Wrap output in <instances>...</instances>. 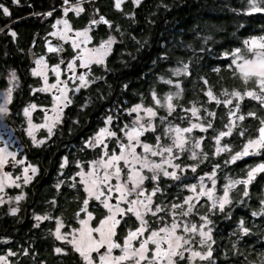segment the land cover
<instances>
[{
  "label": "flooded vegetation",
  "instance_id": "1",
  "mask_svg": "<svg viewBox=\"0 0 264 264\" xmlns=\"http://www.w3.org/2000/svg\"><path fill=\"white\" fill-rule=\"evenodd\" d=\"M79 3L84 11L77 15L72 11L77 0H67V4L64 0H18L17 4H12L11 0H0V5L7 7L10 12V15L5 17L0 11V39L1 37L9 38L16 47L14 53L18 54L17 64L8 65V50H0V102H3V94L9 87V72H14L16 76V80L11 85V101L7 104L9 114L6 117H0V148H4L8 142V151L16 153L15 161L13 158L8 161V164L11 165L8 172V178L11 181V185L8 186V215L0 212V219L4 216L8 217L7 229L0 232L3 233L0 235V246L8 245V255L9 252L15 254L8 256L10 263L13 264L30 261L34 264H41V262L46 264L42 253L35 249L39 239L45 237L51 240V260L54 261V264H82L79 256L71 251L69 245L56 242L50 233H53L56 228V218H59L64 225L60 229L62 233L68 232L70 228L76 226L75 213L77 211L75 209L68 212L62 210L65 208L63 202L60 203V197L62 193L70 192L75 196L76 191L73 187L75 178L73 177L77 163L87 167L94 158L98 157V155L94 158L91 157L92 150L98 151V149L85 147V142L89 141L93 134V117L99 116L97 113L100 111L108 116L109 112L116 114L121 108L123 109V107L115 108L113 106L116 101L113 98L108 100L93 98L94 88L115 89L125 76H119L113 84L108 78L110 71L115 72L117 69H124L129 65L131 67L134 60L147 57L155 58L157 54L156 43L159 30L156 26V0H140L136 6H133L132 0H122L120 10L114 7V0H79ZM65 8L69 9L67 13L64 12ZM164 9L170 12L172 4L166 3ZM44 13L51 14L44 15ZM142 13V16H138ZM100 16L109 21V24L91 25L89 23L90 20H99ZM58 19H67L73 29L67 34L68 40H61L58 36L50 35L54 31L52 24ZM28 24L37 28L26 44L21 41V34L14 27H26ZM62 27L63 25H58L57 30ZM85 27L89 28L88 35L91 40L88 43L81 42V48H95L109 35L114 38L115 42L103 56V61L100 64L93 62L86 68H80L79 60H74L73 64L76 70L73 73L67 70L66 63L76 55L72 49L71 41L79 39L75 37V31L83 30ZM9 30L16 33L15 37L9 35ZM47 40L54 42L50 47H59L61 52L59 54L48 52L45 47ZM76 51H79V48ZM41 56L49 66L44 73L48 78V84L56 83V76L51 72V65H60V81L66 86V95L71 100V103L66 106L64 102H58L57 107L62 108V112L58 113L53 108L52 95H60L55 88L51 91L32 92L33 88L39 89L44 86L41 77L33 76L31 73V69L38 68L35 61ZM130 67H128L127 73L131 70ZM81 73H88L85 78L92 82L87 87H80L78 91H73L75 86L80 83L78 76ZM30 103L37 107L30 110V116L25 118L23 109ZM97 103H100V105L98 104L100 107L94 109ZM251 103L255 106L251 111L256 110L258 118H264V109L260 107V104L257 101H251ZM46 116L47 119H45ZM54 118H57L59 122H55ZM29 119L33 125H47L52 129L51 135H49L48 127L31 129L32 135L37 141L43 140V143L38 146H34L32 138L25 134ZM111 124L113 125L112 131L120 133L121 125L115 119ZM104 126L103 122L102 125H96V129ZM107 145L108 147L103 150L105 153H112L113 149L119 151L115 138L108 141ZM77 152L84 154L83 158L77 157ZM247 160L252 163L256 161L264 163V154H260L258 157L249 155ZM62 163L63 168H61ZM30 166L36 169L34 175ZM26 168L28 169L27 173L24 172ZM25 175L30 177L27 184L24 183ZM259 177H262L264 185V173H258L250 184L257 181ZM21 192L24 195L17 202L14 198ZM10 208H16L17 212L14 215L10 214ZM98 213H100L99 220L102 211L99 210ZM35 216H46L48 219L36 221ZM258 221L253 219L250 221L253 224L250 225L256 226ZM1 223L2 221H0ZM261 223L264 225V215H262ZM33 225L38 226L34 227ZM123 226L124 224L118 229L124 230ZM7 231L8 243L3 244L1 236L5 235ZM248 238L250 240L248 256L259 252L261 261L264 262V242L261 241L260 247L258 244H254L255 234L252 230L248 233ZM24 241L28 244V248L22 244ZM55 247L65 249L68 254L54 253ZM96 255H98L97 252Z\"/></svg>",
  "mask_w": 264,
  "mask_h": 264
},
{
  "label": "snow or ice",
  "instance_id": "2",
  "mask_svg": "<svg viewBox=\"0 0 264 264\" xmlns=\"http://www.w3.org/2000/svg\"><path fill=\"white\" fill-rule=\"evenodd\" d=\"M12 4H17L18 0H11ZM67 4V0H64ZM122 0H114V7L117 10L121 8ZM140 3V0H132L133 6H136ZM248 8L246 14L251 13H264V0H247ZM0 11H2L5 17L10 15L9 9L3 5H0ZM68 8L64 9V12L67 13ZM72 11L77 15L84 11L80 6L79 0L77 4L73 6ZM51 13H44V15H50ZM39 15V14H37ZM91 25H96L99 23L109 24L103 16L99 17V20H90ZM58 25H63L62 28L57 30ZM53 32L50 35L58 36L61 40H68V33L72 32L73 29L69 25L67 19H58L55 23L52 24ZM118 30V29H117ZM89 28L85 27L83 30H76L75 37L79 39H72V49L76 52V55L73 56L67 63V70L75 73V66L73 64L74 60H79V67L86 68L91 63L95 62L100 64L103 61V56L111 49L112 44L115 42L114 38L109 35L106 40H102L100 44L91 49L81 48L80 43H88L91 40V37L88 35ZM9 35L15 37L16 33L9 30ZM48 52H55L59 54L61 49L59 47L53 48L45 45ZM244 47L250 56L243 55L240 48H235L229 54L231 56V64L229 66V71L232 72L233 77L239 79V81L244 85V90L241 92L235 88L231 92L222 91V95L229 97L221 101L218 99L211 90L205 91L204 95L207 96L208 101H214L217 104L223 103L227 108L230 103H232V98L235 99V108L229 109V125H232L233 118H238L239 120H244V115H239L236 117L237 111L241 107V101L247 97L251 100H255L260 104V107L264 109V36L256 37L253 36L248 40L244 41ZM79 48V51H76ZM64 63V61H61ZM38 68L31 69L33 76L39 75L41 77L43 87L37 89L33 88L32 92L36 91H51L55 88L60 95H52L53 108L58 113L62 112V108L57 107L58 102H64L65 106L68 103H71V100L68 99L66 95V86L60 81V65L53 64L51 65V72L56 76V83L48 84L47 76L44 74L48 69V64L45 63L43 56L39 57L35 61ZM39 69V70H38ZM216 70V69H214ZM173 76L184 75L188 76L190 74L189 65L182 63L180 67L171 70ZM86 75L88 73H81L78 76L80 83L75 86L73 91H78L80 87H87L92 81L86 80ZM16 80L14 72H9V87L3 94V102H0V117H6L9 114V109L7 104L11 101V92H12V83ZM164 83L171 84V80H165ZM207 86V81H204ZM251 85V87H249ZM175 87L177 92L174 94L177 98L180 96V84L176 83ZM173 96L166 95L165 101L162 104L158 99L155 92L152 93V101L158 107H165L168 111V114L171 115L175 109V105L171 103ZM37 107L35 104H28L23 109V115L25 118L30 116V110H33ZM129 114L136 113L135 119L132 122L131 126L125 125V127L120 129V133L123 135V139L127 140V143H123L121 138L117 136V133L108 128L111 117L105 118L104 127L100 128L94 137L90 138V141L85 142V147H101V156L98 160L92 161L89 163L87 172H79L77 175L80 176V183L83 185V192L85 196L82 201V205L75 213L77 218V223L79 228H70L68 232L61 233L60 229L64 227L61 220L56 218V228L53 232V236L56 240L60 241L63 244L69 245L71 251L76 253L82 264H94L95 258L90 254L93 252L98 253L99 264H122V262H128V264H180V261L185 259L184 253L187 251V261L188 264H192V261L199 259L204 261L208 259L212 253L211 251H195L190 248H185L184 245L189 244V239L184 235L177 234V228L180 226L175 219L171 224H165L163 227H158L148 231V221L145 219L146 215L157 216V213L163 212L165 210L164 205L155 203L153 201V196L161 192L162 189L158 186V180L161 175L165 178H171L172 180H179L180 177L177 174V170L180 173L185 171L186 167H190L193 172L196 171V166L193 164L191 166L185 165L181 167L179 164H173L172 160L179 159V153L184 148L185 144L188 142V138L185 137L184 133L191 132L192 128H201L203 127L199 124H191L190 127L181 128V127H168L165 126L164 134L174 133V137H171L172 143L168 145L161 144L160 136L156 137V144L151 145L149 143H143L139 138L145 131L154 130L152 123V118L157 116V112L153 107H143L140 103L133 105L131 108L125 109ZM183 111L192 113V116L197 117L198 109L192 107L190 109H183ZM140 112H143L148 120L146 123H142V117L139 115ZM206 115H214V113L208 112L205 109ZM248 116L256 118L255 112H248ZM47 119V116L45 117ZM161 120L165 119L160 117ZM55 122H59L57 118H54ZM211 127V124L208 125ZM36 127H48L47 125H33L32 121L28 120V128L25 129V134L32 138L33 145L38 146L43 143V140L37 141L32 135V128ZM228 130L221 131L218 136L215 137L217 148L216 152L213 155H216L218 152L223 151L228 145L220 147V138L224 136L231 135L232 128L226 125ZM49 135L52 133L51 127H48ZM258 136L255 138H249L243 143L242 149L235 152L228 163H233L236 160L244 156L249 155H260L264 154V119L260 120V126L257 129ZM243 135V133H241ZM115 138L117 147L119 148V154L112 152L110 155L103 151V148H107L108 145L104 143V138ZM140 145L142 153H138L135 149L136 146ZM195 148L200 147V140H196L193 145ZM173 148L176 149V152L173 151ZM167 154L165 156L164 154ZM15 152L7 151L5 148H0V167H2L8 157H12L15 161ZM149 156H160V162L156 163L155 161L149 159ZM168 157H171L169 159ZM190 159H196V154L193 153ZM123 162V168L120 166V162ZM165 165L167 167H165ZM63 163L61 168H63ZM31 167L32 174L36 172L35 167ZM79 167V163H77ZM167 168H171V171H168ZM126 169V173L124 171ZM28 169H24V172L27 173ZM150 173L148 176L145 174ZM258 173H264V163H257L255 166L247 170L244 178L229 180L227 184L224 185L223 194L220 196H214V187L205 189L203 183H200L199 191H196V185L188 184L186 185L187 190L191 195L185 196L181 204H172L171 209L168 211V215L177 217L183 216L188 217L190 214H194L195 205L192 203L193 200L199 201L201 197L206 196L208 200V211L213 212L214 210H219L223 212L226 205L232 203L229 196L231 189L235 188L236 185H243V196H248V186L251 181H253ZM215 168L212 173L205 174L208 176V179L211 180L212 184L215 185L216 181L213 179L215 176ZM30 177L24 176V183L27 184ZM115 180L114 184L109 183L110 180ZM150 179L152 181V191L146 192L144 188L145 180ZM201 181L203 177L200 178ZM17 187L19 185H16ZM103 186V187H102ZM59 187V185H57ZM4 182L0 181V192H3ZM107 189V191H104ZM115 193V196H113ZM24 193L21 192L15 196V200L18 202ZM90 199L96 200L99 205L107 213L104 215L101 214L102 218L99 219V223L95 227L89 226V221L93 219V215L89 212L88 206ZM110 199H115L116 203H109ZM0 203H4L0 199ZM121 204H126L127 207H121ZM261 208L264 209V199L260 201ZM186 206V207H184ZM179 210V211H177ZM17 212L16 208H10L9 213L15 214ZM84 213V217L81 219L80 213ZM121 217L131 214L135 217V220L138 222V226L134 229L129 228L127 234L122 237L123 244L117 243L113 239L117 235V226L121 225V219L117 218V215ZM264 215V211L260 213L253 212L252 216ZM36 221H41L43 219H48V217L35 216ZM159 220L160 217L157 216ZM199 220L202 223L199 225V237L200 245H206V242L211 240L210 232L211 229L203 230L207 227L211 221L207 215H200ZM183 223V221H181ZM34 227L38 225H33ZM239 232L241 235H246L249 233V229L244 226V221L239 222ZM184 233H197V225L185 224L183 228ZM95 234V235H93ZM146 234V238H145ZM139 238V239H137ZM133 241L138 243V247L133 245ZM152 245V247H149ZM164 245L165 247H162ZM104 248V252L99 254V250ZM207 247L210 249L211 245L207 244ZM113 249H119V255H113ZM53 252L56 254L67 255L68 253L65 249L61 247H55ZM150 253V255H149ZM26 254V253H25ZM9 255H15L14 253L9 252ZM178 257L179 260L174 259ZM0 264H7L4 256H0ZM43 264V262H41Z\"/></svg>",
  "mask_w": 264,
  "mask_h": 264
},
{
  "label": "trees",
  "instance_id": "3",
  "mask_svg": "<svg viewBox=\"0 0 264 264\" xmlns=\"http://www.w3.org/2000/svg\"><path fill=\"white\" fill-rule=\"evenodd\" d=\"M156 26L157 43L155 58H139L134 59V62L124 69H117L115 72L110 71L108 78L115 84L119 76H125L124 79L113 88H94L93 98L108 100L113 98L115 108H121L119 113L113 114L109 112V116L115 115V121L122 124L125 119L124 109L128 106L142 103L148 106L153 92L162 94L165 90V85L160 82L161 78H166L168 69L176 64L186 63L189 65L190 74L181 81V92L179 106L189 108L193 105L199 106L202 110L199 113L204 124H211V127L203 134L202 139V155L203 160L199 167L200 173L211 172L214 167L217 168V185L222 191L226 182L233 179H241L246 175L249 166L254 163L247 158H240L233 163H228L230 157L237 151L242 149L243 143L249 138L257 136V129L260 126L258 112L255 110L256 118L247 115L248 112L254 110L255 106L251 102L244 101L242 103V114L245 119L241 121L239 126L231 133V135L222 137L221 145H228L217 156L214 153V137L218 132L224 131L228 123V112L235 103L227 108L223 103H209L205 91L211 90L212 93L221 101L224 100L222 91L230 92L233 88L243 91L244 85L239 79L233 77L229 71L230 53L235 48H242L243 40L250 39L253 36L264 35V13L246 14L245 7L247 0H156ZM172 4V10L168 12L164 9L166 3ZM138 14V16H142ZM21 34V41L28 43L36 26L26 25V27H14ZM22 28V29H21ZM25 30V32H24ZM0 50H8V65H16L18 54H15L16 47L6 37L0 39ZM141 61V62H140ZM140 62V63H139ZM128 67L131 70L127 73ZM216 69V70H214ZM127 74V75H126ZM207 81V86L204 81ZM123 83V84H121ZM250 86V85H249ZM124 103V104H123ZM100 103L94 106L97 108ZM100 107V106H99ZM103 108V106H101ZM93 109V110H94ZM205 109L214 115H206ZM99 116L92 119L93 132L96 130V125H102L105 115L98 112ZM173 113L172 118L176 123H183V117H188L189 114ZM161 117L164 114H160ZM160 118H158L159 120ZM182 125V124H181ZM155 134H160V127L157 125ZM243 133V135H241ZM153 134L146 135L144 140L147 143H153ZM98 151L92 150L91 157L98 155ZM189 153L184 151L178 160L181 167L188 165L191 162ZM84 154L77 152V157L83 158ZM257 162V161H256ZM188 175L191 172L186 171ZM177 174L180 177V172ZM262 177L257 181L249 184L248 196H243V185H236L230 190V198L232 203L225 206L223 212L214 210L208 211V206L201 203L196 208L191 218L199 219L200 215H207L212 226V257L205 264H264L261 261V256L254 254L248 256L250 248V240L248 234L241 235L239 232V222L244 221V226L252 230L255 234L254 244L261 246V241L264 242V225L261 223L262 215L252 216L253 212L260 213V201L263 199V184ZM181 179V177H180ZM179 180L161 177L158 180V186L162 191L154 196L155 203L171 206L179 204L187 195L185 184ZM146 187L152 190V181L147 180ZM83 199L80 190H76L75 196L72 193H62L60 203L63 202L62 210H79V205ZM94 206V204H92ZM96 215V220L100 216V209H92ZM167 210L161 212L159 223L162 220H167ZM186 217L182 216V219ZM259 220L257 225L251 220ZM0 232H3L8 227V217L4 216L0 219ZM153 224L151 226H155ZM165 225V223H163ZM133 222L124 221V230L120 229L118 236L125 233V229L134 227ZM160 225H157V227ZM23 233V232H21ZM8 240V231L1 236V240ZM26 248L28 244L22 243ZM264 245V244H263ZM51 240L47 237L40 238L35 249L42 253L46 264H54L51 260ZM2 250V251H1ZM8 251V245L0 246V255ZM20 264H34L31 261ZM69 264V263H66Z\"/></svg>",
  "mask_w": 264,
  "mask_h": 264
},
{
  "label": "rangeland",
  "instance_id": "4",
  "mask_svg": "<svg viewBox=\"0 0 264 264\" xmlns=\"http://www.w3.org/2000/svg\"><path fill=\"white\" fill-rule=\"evenodd\" d=\"M247 8H248V3L246 4V7H245V11L247 10ZM260 36H264L263 34H261V35H259V36H256V37H260ZM251 38V37H250ZM246 40H248V39H246ZM244 41L245 40H243V42H242V48L240 47V49H241V51H242V53H243V55H245V56H250V54L247 52V50L245 49V47H244ZM230 64H231V56H230ZM177 67H180V64H176L175 66H173V67H171V68H169L167 71H168V74H167V77L166 78H161V80H160V82L162 83V84H164L165 85V90L162 92V94H157L156 93V95H157V97H158V99L161 101V103L163 104L164 103V101H165V96L166 95H172L173 96V98H172V101H171V103L173 104V105H175V109H174V111L172 112V114L171 115H169L168 114V111H167V109H166V106L165 107H158L156 104H154V102L152 101V94H151V100H150V102H149V105L148 106H146V105H143L142 103H140L143 107H153V109L157 112V116L156 117H153L152 118V123H153V126H154V130H149V131H145L144 133H143V135H141L140 136V140L143 142V143H147L145 140H144V137H146V135H150V134H153L152 136H153V138H154V142L151 144V145H155L156 144V137L157 136H160V138H161V144L162 145H168V144H171L172 143V139H171V137H174V133H169L168 134V136H165V134H164V128H165V126H168V127H173V126H175V127H181V128H187V127H190V125L191 124H199V125H201L202 127H203V129L204 130H201V128H192V130H191V132H189V133H184L183 135L185 136V137H187L188 138V142L185 144V146H184V148L180 151V153H179V159H181L180 158V156H181V154L184 152V151H187L189 154V157L190 156H192V154L193 153H195L196 154V159H190L191 160V162L192 163H190V164H188V166H191V165H195L196 166V171L195 172H193L192 170H191V168L190 167H186L185 168V171L183 172V173H180L181 175H180V177H181V179H180V182H182V184L183 183H186L185 184V190L187 191V195L186 196H188V195H191V193H189L188 192V190H187V187H186V185H188V184H193V185H196V191L198 192L199 191V186H200V183H203V185H204V188L205 189H208V188H213L214 187V193H213V195L214 196H220V195H222L223 194V189H224V186H223V189H222V191L221 190H219V187H218V185H217V168L216 167H214L215 168V176L213 177V179H215V181H216V183H215V185H213L212 184V182H211V180H209L208 179V176L207 175H205V174H211L212 173V171H213V169H212V171L211 172H207V173H202V172H200V173H198L197 174V172L199 171V167L201 166V163H202V161L204 160H202L201 159V155H202V151H203V148H202V139H203V134L209 129V126H208V124H204V122H203V120L201 119L202 117L201 116H199V113H200V111L202 110L199 106H195V105H193V106H191V107H189V108H184V107H180L179 106V101H180V96H179V98H177L174 94L178 91L177 90V88L175 87V85H176V83H179L180 84V87H181V81L182 80H184V78L186 77V76H184V75H179V76H173L172 75V72H171V70L172 69H175V68H177ZM165 80H171L172 81V83L171 84H167V83H164L163 81H165ZM249 87H251V86H249ZM180 92H181V88H180ZM231 92V91H230ZM229 92V93H230ZM242 92V91H241ZM227 98H229V97H225L224 96V99H227ZM207 101H208V98H207ZM244 101H249V102H251V101H255V100H251V99H249V98H247V97H245L242 101H241V105H242V103H244ZM209 103H211V102H214V101H208ZM233 103H235V99L234 98H232V103H230L228 106H232L231 104H233ZM135 105V104H134ZM133 105H131V106H128V107H126L125 109H128V108H131ZM192 107H196L197 109H198V113H197V116L199 117V118H197V117H194V116H192V113L190 112V111H188V112H185V111H183V109H190V108H192ZM232 108H235V105H233L232 106ZM125 109H124V111H123V113H124V120L122 121V124H120L121 126H120V129L121 128H123V127H125V125H128V126H131L132 125V122H133V120L135 119V116L137 115L136 113H131V114H129L128 112H126L125 111ZM242 108L240 107V109L237 111V113H236V117H238L239 115H241L242 114ZM173 113H180V114H189L188 115V117L186 118L185 116L182 118L183 119V123H176V122H174V120H173V118H172V115H173ZM160 114H164V118L165 119H163V120H161V119H159L158 120V118H160L161 116H160ZM176 114H174V115H176ZM139 115L143 118L142 119V123H146L147 122V120H148V117H146L145 115H144V113L143 112H140L139 113ZM264 116V115H263ZM108 117H111V120H110V123L108 124L109 125V129H111L112 130V120H114V119H116L115 118V115L113 116V114H112V116H105V118H108ZM201 117V118H200ZM105 118H104V120H105ZM261 119H264V118H262V117H260L258 120H259V123H260V120ZM241 121L242 120H239L238 118H233V123H232V125H229V116H228V123H227V125L229 126V127H231L232 128V132L239 126V124L241 123ZM119 123V122H118ZM182 124V125H181ZM157 125L160 127V131H161V133L158 135V134H155L154 132L156 131V129L158 128L157 127ZM100 128H102V127H100ZM100 128H98V129H96L94 132H93V134H92V136L91 137H94L95 136V133L100 129ZM228 130V128L227 127H225V132ZM219 133L220 132H218V134H216V136H218L219 135ZM117 136H119L120 138H121V140H122V142L123 143H127V140L126 139H123V135H122V133H118L117 134ZM215 136V137H216ZM90 137V138H91ZM215 137H214V140H213V142H214V152H216V148H217V143H216V140H215ZM225 137V136H224ZM90 138H89V141H90ZM111 139H113V138H108V137H105L104 138V143L105 144H108V141H110ZM221 139H222V137L220 138V144H219V146L220 147H222V145H221ZM0 140H1V138H0ZM196 140H200V147L199 148H195V147H193V145L195 144V142H196ZM102 147V146H101ZM101 147H93L92 149H98V157H96V158H94L93 159V161H96V160H98L99 158H100V156H101ZM7 151H8V142H7V144H6V146L4 147ZM106 148H103V150H105ZM114 150V152H116L117 154H119V151L117 152L115 149H113ZM138 153H140V154H143L142 153V149H141V146L140 145H137L136 146V149H135ZM173 151L174 152H176V149L175 148H173ZM107 154H111V153H107ZM218 154H220V152H218L215 156H217ZM165 156H167V154L165 153L164 154ZM259 155H253V157H258ZM12 157H8L7 159H6V161H5V163H4V165L2 166V167H0V181H3L4 182V189H3V192H0V199H2L3 201H4V203H0V212L2 211V214H4V215H8V186L9 185H11V181H10V178H8V173H5L4 172V166H6L7 164H8V161L11 159ZM169 159H171V157H168ZM241 158H247V156H244V157H241ZM149 159H151V160H153V161H155L156 163H159L160 162V159H161V157L160 156H149ZM178 159V160H179ZM178 160H172V163L173 164H179L178 163ZM257 163H259V162H255V164H257ZM255 164H253L252 166H249L248 167V169H250L251 167H253V166H255ZM180 165V164H179ZM120 166L123 168V162L121 161L120 162ZM165 167H167L166 165H165ZM87 168H88V166L87 167H85L84 165L83 166H81V165H79V167H76L75 168V174H74V177L73 178H75V182H73V187H74V190L76 191V190H80L81 191V193H82V195H83V198H84V196H85V193L83 192V185L80 183V176L79 175H77V173H79V172H87ZM247 169V170H248ZM167 170L168 171H171V168H167ZM124 171H125V173H126V169H124ZM179 170H177V172H178ZM186 171H189V172H191V174L190 175H188L187 173H186ZM247 172V171H246ZM145 174L146 175H148V176H150L151 174L150 173H147L146 171H145ZM161 177H164L163 175H161L159 178H161ZM201 177H203V180L201 181ZM73 178H72V180H73ZM165 178V177H164ZM150 180V179H149ZM109 183H111V184H114L115 183V180L113 179V180H110L109 181ZM146 183H147V180H145V182H144V188H145V191L146 192H151L152 190L151 189H149L148 190V188L146 187ZM228 182H226L225 184H227ZM224 184V185H225ZM103 187V186H102ZM104 191H107V189H104ZM229 194H230V192H229ZM113 196H115V193H113ZM155 196V195H154ZM154 196H153V201H154V204H155V200H154ZM111 200V199H110ZM110 200H109V203H111L110 202ZM82 201H83V199H82ZM82 201H81V203H80V205H79V209H80V207H81V205H82ZM114 201H115V199H114ZM116 203V201L114 202V203H111V204H115ZM182 203V202H181ZM181 203H179V204H181ZM192 203L195 205V208H194V212H195V210H196V208L197 207H199V205L201 204V203H206L207 204V206H208V200H207V197L206 196H204V197H201L200 198V200L199 201H196V200H193L192 201ZM92 204H94V206H92ZM163 205V204H162ZM164 206H166V205H164ZM121 207H127V205L126 204H121ZM184 207H186V206H184ZM92 209H100L101 211H102V213L104 214V215H106L107 213L105 212V210L99 205V203L96 201V200H94V199H90V201H89V206H88V211L89 212H91L92 213V215H93V219L92 220H90L89 221V226L90 227H95L98 223H99V220H95V214H94V212H93V210ZM168 209V211H169V209H171V206H166L165 207V210H167ZM79 211V210H78ZM168 211L166 212L167 213V217H168V219L167 220H162V222L161 223H159V221H160V219L158 220L157 219V216L161 213H157V216H152V215H146L145 216V219L148 221V231H151L152 229H155V228H158V227H163L164 225H163V223H167V224H171V222L173 221V219H175L176 220V222L180 225L178 228H177V234H179V235H184L186 238H188L189 239V244L188 245H184V247L185 248H190L191 250H195V251H201V252H204V251H211V248L209 249L208 247H207V244H210L211 246H212V234H213V228H212V226L210 225V223L207 225V227L205 228V229H203V230H207V228H210L211 229V232H210V236H211V240H209V241H207L206 242V245H204V246H201L200 245V237H199V231L201 230V229H199V225L202 223V221H200L199 219H197L196 217H193V219L191 218V214L188 216V217H186V218H184V219H182V216H177V217H173V216H170V215H168ZM177 211H179V210H177ZM118 216H119V214L117 215V218H118ZM84 217V213L82 212V213H80V217L79 218H83ZM159 217V216H158ZM101 218H102V216H101ZM126 219H128V222L130 221V222H133L134 224H135V226L134 227H131L132 229H134L135 227H137L138 226V222L135 220V217H133V216H131V214H128L127 216H124L122 219H121V225H118L117 226V235L116 236H114L113 237V239L114 240H116V242L117 243H120L121 245L123 244V239H122V237L124 236V235H126L127 234V230H126V232L124 233V235H122V236H118V231H119V227L120 226H122V224H124V221H126ZM96 221V222H95ZM181 221H183V223H181ZM153 224H156L155 226H151V225H153ZM185 224H188L189 226L191 225V224H195V225H197V233L196 234H192V233H184L183 232V228H184V226H185ZM157 225H160V226H158L157 227ZM74 228H79V224L77 223V218H76V226L74 227ZM55 231V230H54ZM62 233V232H61ZM51 234V236H52V238L54 239V240H56L55 239V237L53 236V233H50ZM93 235H95V234H93ZM145 238H146V234H145ZM137 239H139V238H137ZM1 242L3 243V244H7L8 243V240H5V239H3V240H1ZM56 242H59V243H61L60 241H58V240H56ZM133 245L135 246V247H138V243L136 242V241H133ZM149 247H152V245H149ZM162 247H165L164 245H162ZM101 250V249H100ZM99 250V251H100ZM2 251V250H1ZM211 253H212V251H211ZM112 254L113 255H119V249H113V251H112ZM92 257H94L95 258V260H94V264H99V259H98V255H96V252H93V253H91L90 254ZM149 255H150V253H149ZM0 256H4L5 257V260L7 261V264H13V263H10V261H9V259H8V251L6 252V253H2ZM184 256H185V259L183 260V261H180V264H188V261H187V256H188V252L186 251L185 253H184ZM212 257V255L208 258V259H206V260H204V261H201V260H199L198 258L197 259H195V260H193L192 261V264H205L206 263V261L207 260H209L210 258ZM174 259H176V260H179V258L178 257H174ZM122 264H128V262H122Z\"/></svg>",
  "mask_w": 264,
  "mask_h": 264
},
{
  "label": "water",
  "instance_id": "5",
  "mask_svg": "<svg viewBox=\"0 0 264 264\" xmlns=\"http://www.w3.org/2000/svg\"><path fill=\"white\" fill-rule=\"evenodd\" d=\"M52 43H54V42H53V41H50V40H47V41L45 42V45L47 44L48 46H52V45H53ZM257 136H258V132H257ZM10 167H11L10 164H7L6 166H4V168H3V169H4V172H5V173H8V172L10 171ZM110 202H111V203H114L115 201H114V199H111ZM119 217H120V216H118V218H119ZM1 234H3V233H0V235H1ZM104 250H105V249L102 247L101 250L99 251V254H102V253L104 252Z\"/></svg>",
  "mask_w": 264,
  "mask_h": 264
}]
</instances>
